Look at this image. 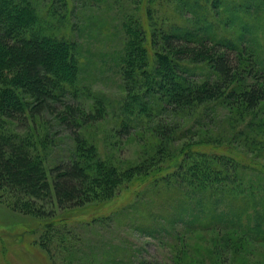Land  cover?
Segmentation results:
<instances>
[{
  "label": "rangeland",
  "instance_id": "obj_1",
  "mask_svg": "<svg viewBox=\"0 0 264 264\" xmlns=\"http://www.w3.org/2000/svg\"><path fill=\"white\" fill-rule=\"evenodd\" d=\"M68 1V9L57 13L54 19L47 13L43 15L48 7L46 1L37 0L33 4L40 15L37 25L51 27L45 32L67 34L68 31L77 41L75 57L78 80L83 88L79 89L77 99L66 100L76 99L89 109L93 101L91 96L83 94L88 89L90 94L104 99L103 117L81 128L82 135L95 146L99 157L123 171L157 153L161 158L166 157L184 144L197 146L200 141H208L216 148L213 143H229L236 147L243 160L239 174L244 199L249 205L239 221L232 223L224 219L228 225L220 230H199L188 223L191 212H198V207L193 208L194 196L200 197L189 186L182 189L185 193H177L180 199L170 201V192L182 193L181 190L167 184L152 186L148 181L122 184L112 198L99 201L93 197L82 207L61 208L46 200V210L53 213L48 217L13 208L1 191L0 264H264V173L262 166L258 167L264 164V105L242 113L211 101L195 114L193 109L167 108L163 112L157 109L148 118L136 106L132 109L126 104L118 66V55L125 40L122 26L125 17L133 14L145 23L146 11L151 9L159 21H173L199 36L209 31L217 38L224 35L235 38L249 52L264 41L261 39L264 0H256L248 8L240 0H222L224 3L216 8L212 0L208 3L198 0L211 12L202 30L190 22L193 14L184 10L178 0V8L166 0ZM62 15L68 17L63 20L66 23L59 21ZM8 75L7 71L3 76ZM215 77L207 66L192 68L191 78L196 81ZM6 83L8 79L0 78V90ZM148 105L155 111L150 101ZM160 122L179 126L167 137L163 153L158 148L163 143L157 131ZM30 128L36 133L37 151L46 165L53 159L67 157V147L71 146L67 137L69 130L54 113L44 112ZM158 190L163 197L156 195ZM224 203L220 207L226 217L228 207L235 203L226 199Z\"/></svg>",
  "mask_w": 264,
  "mask_h": 264
},
{
  "label": "trees",
  "instance_id": "obj_2",
  "mask_svg": "<svg viewBox=\"0 0 264 264\" xmlns=\"http://www.w3.org/2000/svg\"><path fill=\"white\" fill-rule=\"evenodd\" d=\"M45 1L48 7L43 15L47 13L50 19L68 9V0ZM166 1L179 7L177 0ZM178 1L193 14L190 22L197 24V28L202 30L208 24L211 12L198 0ZM254 1L240 0V3L248 8ZM36 2L0 0V78L8 79L0 90V192L11 206L27 214L48 217L53 213L46 210V200L61 208L82 207L93 197L99 201L112 198L122 184L148 181L152 186L167 184L181 190L182 193L171 191L168 201L180 199L177 193H185L182 189L187 186L199 194V199L194 196L193 202L198 212H191L192 219L188 222L194 229L220 230L228 225L224 219L232 223L239 221L249 204L244 199L239 174L243 160L232 144L214 141L212 146L216 148L208 141H200L197 146L184 144L166 157L161 158L157 153L158 156L154 154L123 171L99 157L81 128L103 117L104 99L90 94L88 89L83 94L91 96L93 103L89 109L77 102L79 89L83 88L75 57L77 41L68 31L67 34L45 32L50 26L37 25L40 15L33 4ZM223 3L212 0L213 8ZM65 15L59 19L61 23ZM146 15L145 23L133 14L122 23L125 40L118 66L129 108L136 106L141 115L149 118L157 109L163 112L167 108L193 109L195 114L211 101L242 113L264 105V41L247 52L245 45L235 38L225 35L217 38L209 31L199 36L173 21H159L151 9ZM206 29L210 30L207 26ZM197 65L207 66L216 77L194 80L191 73ZM7 71L9 75L3 76ZM68 97L76 99L68 101ZM44 112L55 114L69 130L67 137L71 141L67 157L53 159L47 165L37 151L36 133L30 128ZM178 127L159 123L157 131L163 141L158 145L160 153L166 149L167 137ZM258 165L264 173V164ZM156 195L162 194L158 190ZM224 198L235 203L228 207L226 217L220 207ZM202 215L208 218L202 221Z\"/></svg>",
  "mask_w": 264,
  "mask_h": 264
}]
</instances>
